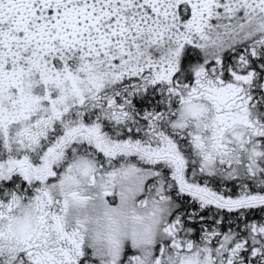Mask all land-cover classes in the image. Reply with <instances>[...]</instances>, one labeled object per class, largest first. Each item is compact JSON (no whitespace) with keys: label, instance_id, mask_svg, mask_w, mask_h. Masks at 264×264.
<instances>
[{"label":"snow or ice","instance_id":"snow-or-ice-1","mask_svg":"<svg viewBox=\"0 0 264 264\" xmlns=\"http://www.w3.org/2000/svg\"><path fill=\"white\" fill-rule=\"evenodd\" d=\"M0 264H264V0H0Z\"/></svg>","mask_w":264,"mask_h":264}]
</instances>
